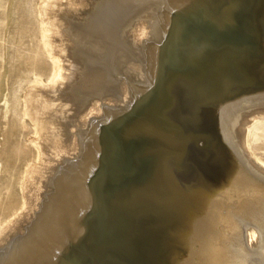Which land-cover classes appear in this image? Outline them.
<instances>
[{"label": "bare ground", "instance_id": "1", "mask_svg": "<svg viewBox=\"0 0 264 264\" xmlns=\"http://www.w3.org/2000/svg\"><path fill=\"white\" fill-rule=\"evenodd\" d=\"M104 1H37L44 59L0 97V264H250L264 0H135L100 26Z\"/></svg>", "mask_w": 264, "mask_h": 264}, {"label": "rangeland", "instance_id": "2", "mask_svg": "<svg viewBox=\"0 0 264 264\" xmlns=\"http://www.w3.org/2000/svg\"><path fill=\"white\" fill-rule=\"evenodd\" d=\"M37 1L38 0H0V49H1L2 54H4V55H2L3 57L0 58V68H1L0 69V97L3 96L5 93H10V104H12V105L16 104L17 96H18V93L20 92L21 84L23 85V82H24L25 77H26L24 75L19 74L20 69H19L18 62H21L22 59L28 53H30V55L33 57H37L39 62H41L44 59V57L41 53V49L38 46V37H37L38 36V21H37V17H36ZM116 1L117 0H115V1L114 0H105L104 2L107 3L106 4L107 6L103 2L102 5H100V9H97V11H95L96 13L94 12L95 14H97L99 16L92 13V14H90L89 21L94 22V20H95V22L97 24H100V26H105L104 23H106L107 26H113L114 22H116L117 19H120V16L121 17L123 16L126 18V16L128 15V12H126V11H129V15L131 14V12H130L132 9L131 5L133 6L135 0H133V1H131V0H126V1L125 0H118L117 1L118 3ZM140 1H142V0H140ZM110 2H112L113 4ZM126 3H128V4H126ZM122 4L124 5V7L121 6ZM119 5L121 8L119 7ZM126 6H127V8H126ZM109 7L112 8L111 11H110ZM128 7H130L131 9L129 8L130 9L129 10ZM107 8H109V9H107ZM123 8H125V9L123 10ZM16 12H18V13L16 14ZM97 12H100V13H97ZM113 13H115L114 16L111 15ZM120 14H122V15H120ZM123 14L126 16H124ZM4 16H7L6 17L7 19L6 18L2 19ZM18 16H21V17H18ZM95 16H96V18H95ZM109 16L111 19L109 18ZM99 17L101 18V20H99L100 19ZM105 17H108V19L107 18L105 19ZM114 17H116V18H114ZM112 18H114L115 20ZM104 19H105V21H104ZM111 20H113V21H111ZM106 21H108V23ZM101 22H103V23H101ZM111 22H112V24H111ZM6 32H8V33L6 35H4ZM9 34H11V36H9ZM3 36H5L6 38L4 39ZM11 38H14L13 42H10L9 39H11ZM98 59L99 60L96 59L98 61L97 64H96L97 61L94 60L93 58H92V60H94V62L92 63V60L90 59L91 60L90 63L96 64L97 67L105 64V61L101 60L100 58H98ZM84 60L86 61V59H84ZM99 61H103V62L101 63ZM94 69H96L95 65H94ZM30 70L31 69H28L27 73H29ZM107 76H108V78H111L110 73H108ZM100 102L105 106L106 105L108 106L109 104L112 105L113 103L117 104L116 101L114 102V100H111L109 98H104ZM115 104H113V105H115ZM242 104L244 107V104H247V103L239 102L233 106V109L231 106L230 107L231 109L227 110V111H230V112H227V114H231L233 110L236 111L235 108H237V110L240 111L239 107ZM0 112H1V108H0ZM8 116H10V118L12 120H14L16 123H18V114L16 111L11 110L9 112ZM248 116L250 118V115H248ZM248 116H247V118H248ZM0 119H1V115H0ZM2 120H8V117L5 119L2 117ZM261 122H258V120H257V121L251 122V123L253 125H255L254 123H256L255 126L264 125V121H261ZM16 127L19 128L18 125H16ZM21 137H23V134H21ZM0 141H3V143H0V146H2L3 144H5L4 141H6V140H4V137L1 136ZM261 150L264 151V147L261 148ZM42 202H44V201L42 200ZM37 210H39V209H37ZM252 224L253 223H250L248 227H250V225H252ZM248 230L250 231V228H248ZM249 231L245 232L244 240H243L244 244L251 249L249 262H250V264H264V235L261 236L260 233L257 232L254 236H250Z\"/></svg>", "mask_w": 264, "mask_h": 264}]
</instances>
